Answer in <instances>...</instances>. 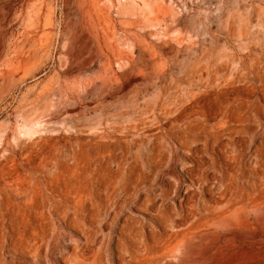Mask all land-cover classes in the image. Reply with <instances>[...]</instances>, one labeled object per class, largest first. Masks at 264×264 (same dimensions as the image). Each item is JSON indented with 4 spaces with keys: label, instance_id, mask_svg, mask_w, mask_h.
<instances>
[{
    "label": "rangeland",
    "instance_id": "rangeland-1",
    "mask_svg": "<svg viewBox=\"0 0 264 264\" xmlns=\"http://www.w3.org/2000/svg\"><path fill=\"white\" fill-rule=\"evenodd\" d=\"M257 62L264 0H0V74L17 69L0 87V264H264V202L218 226L189 213L218 197L190 168L212 179L230 156L211 85ZM246 92L264 135V86Z\"/></svg>",
    "mask_w": 264,
    "mask_h": 264
},
{
    "label": "bare ground",
    "instance_id": "bare-ground-1",
    "mask_svg": "<svg viewBox=\"0 0 264 264\" xmlns=\"http://www.w3.org/2000/svg\"><path fill=\"white\" fill-rule=\"evenodd\" d=\"M259 63L250 68L242 64L243 68L232 78L230 88L222 85V80H217L211 85L212 100L218 106L216 117L219 124L226 128L224 130L225 148L230 152V156L229 159L223 160V165L212 166V173H215L212 179L205 170L201 171L195 166L190 168L191 184L197 181L202 187H206L213 180L218 196L211 199L202 197L201 205L190 206V215L197 219L195 226L222 225L227 223V217L224 214L226 208L230 210V215L241 211L254 213L260 209V202H264V135H256L252 127L254 109L260 107L262 99L255 96L253 92L252 94L246 92L253 91L255 83L264 86V63ZM16 73L17 69L12 70V73L7 74L6 77L0 74V87L6 78L12 79ZM216 87L220 90L215 91ZM168 104V101L160 105L156 104L153 111L165 114ZM184 113L187 117L195 116L192 110ZM183 129L187 130V127ZM190 131L199 132L200 129L196 127ZM178 137L186 146H190L198 139L197 136L191 137L185 133H178ZM247 150L249 151L246 152Z\"/></svg>",
    "mask_w": 264,
    "mask_h": 264
}]
</instances>
